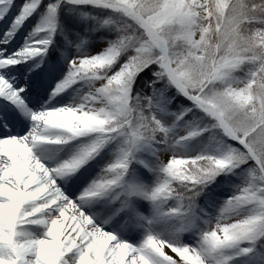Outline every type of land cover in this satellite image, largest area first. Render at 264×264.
<instances>
[{"label":"snow or ice","instance_id":"snow-or-ice-1","mask_svg":"<svg viewBox=\"0 0 264 264\" xmlns=\"http://www.w3.org/2000/svg\"><path fill=\"white\" fill-rule=\"evenodd\" d=\"M0 264H264V0H0Z\"/></svg>","mask_w":264,"mask_h":264}]
</instances>
